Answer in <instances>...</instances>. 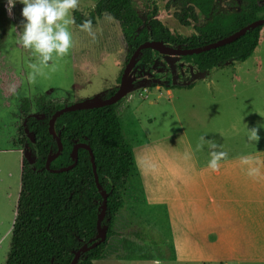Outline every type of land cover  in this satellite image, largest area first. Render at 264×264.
I'll return each mask as SVG.
<instances>
[{
	"label": "rangeland",
	"instance_id": "1",
	"mask_svg": "<svg viewBox=\"0 0 264 264\" xmlns=\"http://www.w3.org/2000/svg\"><path fill=\"white\" fill-rule=\"evenodd\" d=\"M219 1L233 11L242 5L240 0H216L217 5ZM96 2L78 0L71 14L87 15ZM181 4L180 0H133L140 16L156 5L157 18L167 28L189 36L191 27L179 21ZM22 7L17 2L9 13L7 0H0V75L11 72L21 79L9 98H3L0 89V264H5L10 248L20 191L23 148L11 145L15 124L21 120L20 100L45 97L68 105L111 91L127 53V48L125 54L122 51L118 24L107 15L93 26L94 38L70 25L73 47L69 54L55 60V70L43 68V74L29 82V65L36 58L17 43ZM142 76L159 81L176 76L180 83L197 78L187 87L167 90L148 81L136 84L117 107L133 165L124 206L113 225L114 236L103 258L93 264H149L154 257L163 264H264L256 261L262 255L248 252L247 246L231 253L225 240L212 248L208 237L206 244L198 238V245L205 246L202 252L195 251L194 245V197L201 193L198 171L210 158L206 144L196 150L200 137L217 143L221 146L217 150L228 154L220 166L264 167V31L263 42L243 63L230 61L197 73L178 58L155 55L153 65L136 63L133 78ZM252 128L257 129L258 141L247 139ZM186 153L190 158L185 159ZM242 156L249 157L248 164L241 163ZM234 186L230 184L229 189ZM204 214L209 215V208ZM218 214L226 215L219 206Z\"/></svg>",
	"mask_w": 264,
	"mask_h": 264
},
{
	"label": "trees",
	"instance_id": "2",
	"mask_svg": "<svg viewBox=\"0 0 264 264\" xmlns=\"http://www.w3.org/2000/svg\"><path fill=\"white\" fill-rule=\"evenodd\" d=\"M180 1L183 18L179 21L183 26L191 27L189 36L167 28L157 18L159 8L156 5L146 16H140L133 0H97L94 11L87 18L73 12V25L77 27L86 19L94 24L102 14L109 15L119 23L128 48V60L135 48L145 41L196 48L225 38L264 17V0H241L243 4L231 13L215 12L214 0ZM263 31L264 26L258 27L230 44L180 60L195 67L199 73L215 70L230 61L243 63L263 42ZM155 55L158 54L145 49L138 62L153 65ZM20 85L21 79L14 73H1L3 98L14 95ZM63 105L62 101L45 97L20 100L21 120L15 124L11 145L28 150L35 161V170L21 158L20 191L5 264H69L75 252L96 237L98 207L102 200L94 184L88 152L78 149L77 164L67 172L49 173L44 168L47 157L57 150L48 133V119ZM53 130L63 149L50 168L55 170L71 165L74 145L86 144L93 153L99 183L108 195L106 214L101 223L102 227L107 226L106 239L81 255L78 263L93 264L103 258L109 240L114 236L113 225L124 206L123 196L133 154L122 134L117 104L63 114L54 123Z\"/></svg>",
	"mask_w": 264,
	"mask_h": 264
},
{
	"label": "crops",
	"instance_id": "3",
	"mask_svg": "<svg viewBox=\"0 0 264 264\" xmlns=\"http://www.w3.org/2000/svg\"><path fill=\"white\" fill-rule=\"evenodd\" d=\"M249 168H255L257 174L249 176ZM198 172L201 193L194 197L195 251L205 249L198 245V238L206 244L208 237L212 248V244L217 246L224 240L231 253L237 251L238 246H247L248 252L262 255L256 261L264 263V167L220 166L214 172L204 166ZM230 184L235 185L233 190L229 189ZM246 186L249 188L245 189ZM218 206L225 211V216L218 214ZM207 208L208 216L204 214ZM232 211L234 213L230 214Z\"/></svg>",
	"mask_w": 264,
	"mask_h": 264
},
{
	"label": "clouds",
	"instance_id": "4",
	"mask_svg": "<svg viewBox=\"0 0 264 264\" xmlns=\"http://www.w3.org/2000/svg\"><path fill=\"white\" fill-rule=\"evenodd\" d=\"M17 2L23 4L21 9L22 26L18 32L17 43L24 49H30L36 58V61L29 65L32 72L28 74V80L31 82L36 75L43 74V68L55 70V60L69 54L73 47V38L69 26L75 23L71 13L77 8L78 0H7L9 13ZM77 27L93 38L95 37L91 20L86 19ZM11 91L14 92L15 89L12 88ZM248 132L250 134L247 137L249 141H258L259 136L256 128H252ZM205 144L210 157L207 167L215 172L228 154L224 151H218L217 149L221 146L203 136L200 137L196 150H201ZM188 158H190V154L186 153L185 159ZM241 163L248 164L249 157L242 156ZM256 174L255 168H249V176ZM149 264H163V262L154 257Z\"/></svg>",
	"mask_w": 264,
	"mask_h": 264
},
{
	"label": "water",
	"instance_id": "5",
	"mask_svg": "<svg viewBox=\"0 0 264 264\" xmlns=\"http://www.w3.org/2000/svg\"><path fill=\"white\" fill-rule=\"evenodd\" d=\"M261 26H264V17L259 18L255 21L245 25L244 27H242L238 31L234 32L233 34H231L225 38H222L216 42H213V43H210V44H207L204 46L196 47V48H185V47L175 48L172 46H167L162 41H145V42L141 43L135 49V51L131 54V56L129 57V59H128L126 65L122 71L118 89L109 98L102 99V98L95 96V97L88 98V99H85V100H82L79 102H75V103H72L69 105H65V106L61 107L60 109L56 110L50 116L48 123H47V129H48L49 135L52 137V139L56 143L57 150L54 154H50L47 157V159L45 160V164H44L45 170L48 171L49 173H61V172H67V171L73 169L76 166L77 161H78V156H77L78 149H85L89 154V162H90L91 169H92L94 184H95L96 190L99 193L101 200H102L101 204L98 207L99 214L97 216V223H96V231H97L96 237L94 239H91V240L87 241L86 243H84L75 252V254H74V256H73V258L69 264H78L79 258L81 255H83L84 253H86L88 251L93 250L98 245H100L102 242H104V240L106 239L107 226L102 227L101 223H102V221L105 217V214H106V202H107V196L108 195L99 183L98 175H97V171H96V166H95V162H94V156H93V153H92L90 147L86 144L74 145V148L72 151L73 163L71 165L64 167V168L55 169V170L50 168L51 162L54 161L55 159H57L61 155L62 149H63L61 140L55 135L54 130H53V126H54L55 121L60 116H62L63 114H66L69 112L92 110V109L103 108L106 106L113 105L116 102H118L120 99L124 98L135 84H140V83L146 82L147 81L146 79L136 80L134 78L129 77L131 71L133 70V68L137 62V59H138L140 53L145 49H150L152 51L157 52L160 55H164V56H168V57H177V58L187 57V56H192V55H196V54H201V53H204V52H207L210 50L217 49V48L222 47L224 45L230 44L233 41L237 40L238 38L244 36L248 32L252 31L253 29H256V28L261 27ZM196 78L197 77H194L193 79L186 81V82H182V83H177L174 79L173 82L169 85V87H175V86L187 87ZM149 82L152 84H157V85L162 84L161 82H159L157 80H150ZM32 143H34L33 140H32ZM23 155H24V158L29 163V165L33 168V170H35V168H34L35 161L30 157V155L26 149H24Z\"/></svg>",
	"mask_w": 264,
	"mask_h": 264
},
{
	"label": "flooded vegetation",
	"instance_id": "6",
	"mask_svg": "<svg viewBox=\"0 0 264 264\" xmlns=\"http://www.w3.org/2000/svg\"><path fill=\"white\" fill-rule=\"evenodd\" d=\"M241 1V0H240ZM242 2V1H241ZM242 4H243V2H242ZM241 6V5H240ZM239 6V7H240ZM238 7V8H239ZM213 10L215 11V12H221V13H231V12H233V10H231V8L230 7H225V5H223L220 1L218 2V5L216 4V0H214V5H213ZM236 10H238V9H236ZM236 10H234V11H236ZM94 11V7H93V9L87 14V15H85V14H81V15H83L85 18H87V17H89V15H90V13H92ZM104 15H107V14H102L97 20H96V22L93 24V26H95V25H97V23L99 22V21H101V19H103V16ZM107 16H109V15H107ZM110 17V16H109ZM112 19V18H111ZM113 20V19H112ZM114 22H116L117 24H118V28H119V33H120V35H121V40H122V42H123V49H122V51H123V53L125 54V48H127V45H126V43H125V41H124V39H123V36H122V33H121V30H120V27H119V23L117 22V21H115V20H113ZM150 41V40H149ZM140 45V44H139ZM138 45V46H139ZM137 46V47H138ZM167 46H169V45H167ZM136 47V48H137ZM172 47H174V46H172ZM135 48V49H136ZM175 48H179V47H175ZM150 50V49H149ZM135 51V50H134ZM133 51V52H134ZM153 52H155V51H153ZM155 53H157V52H155ZM127 54H128V48H127V53H126V58H127ZM158 54V53H157ZM158 55H160V54H158ZM131 56V55H130ZM161 56H164V55H161ZM168 57V56H167ZM125 58V61L123 62V58H121V63H122V69H121V71H120V76H119V78H118V83H117V86H116V88H114L113 90H111V91H108V92H105V93H103V94H101V95H98L97 97H99V98H102V99H106V98H109L112 94H114L115 92H116V90L118 89V86H119V83H120V77H121V74H122V71H123V69H124V67H125V65H126V63H127V59ZM173 58H177V57H173ZM182 58V57H181ZM129 59V58H128ZM179 60H180V58H178ZM137 62H138V59H137ZM136 62V63H137ZM136 65V64H135ZM135 67V66H134ZM133 70H134V68H133ZM133 70L131 71V73H130V75H129V77L130 78H133ZM197 71V70H196ZM197 73H199V72H197ZM144 76H142L141 78H134V79H136V80H139V79H146L148 82L150 81V80H157V79H155V78H143ZM175 79V81L177 82V83H180L179 81H178V78L176 77V76H172V79L170 80V81H168V79H165V80H157V81H159V82H161L162 84H160V85H157V84H152V83H150V85H152V86H154V87H160V88H165L166 90L167 89H171V88H174V87H169V85L173 82V80ZM191 80V79H190ZM189 81V80H188ZM186 82V81H185ZM182 83V82H181ZM136 85V84H135ZM175 87H177V86H175ZM132 89V88H131ZM18 90V89H17ZM131 91V90H130ZM129 91V92H130ZM128 92V93H129ZM124 98H122V99H120L118 102H116L115 104H117V107L120 105V102H121V100H123ZM59 101H61V100H59ZM63 102V101H62ZM72 104V103H71ZM69 105V104H68ZM114 105V104H113ZM63 106H65V105H63ZM62 106V107H63ZM34 114V113H33ZM53 114V113H52ZM51 114V115H52ZM37 118H39V116H37ZM50 118V117H49ZM49 120V119H48ZM19 122V121H18ZM56 122V121H55ZM33 144V143H32ZM21 148H23V153H24V149H26L25 147H21ZM27 150V149H26ZM28 151V150H27ZM29 153V152H28ZM29 155H30V153H29ZM30 157H31V155H30ZM23 158H24V155H23ZM32 158V157H31Z\"/></svg>",
	"mask_w": 264,
	"mask_h": 264
}]
</instances>
